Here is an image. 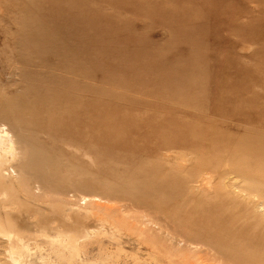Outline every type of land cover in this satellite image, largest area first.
<instances>
[{"label":"rangeland","instance_id":"374dc122","mask_svg":"<svg viewBox=\"0 0 264 264\" xmlns=\"http://www.w3.org/2000/svg\"><path fill=\"white\" fill-rule=\"evenodd\" d=\"M0 264H264V0H0Z\"/></svg>","mask_w":264,"mask_h":264},{"label":"bare ground","instance_id":"6f19581e","mask_svg":"<svg viewBox=\"0 0 264 264\" xmlns=\"http://www.w3.org/2000/svg\"><path fill=\"white\" fill-rule=\"evenodd\" d=\"M2 142H3V143H7V140H6L4 137H2ZM81 206H82V205H81ZM109 209H112V208H109ZM119 220H120V219H119ZM120 221H121V222H120ZM120 221H117V222H120V224H122V226H123L124 224L122 223V221H124V220L122 219V220H120ZM111 222H112V221H111ZM117 222H112L113 226H114ZM117 224H118V223H117ZM117 224H116V226H114L115 229H116V227H118ZM120 224H118V225H120ZM127 225L129 226V224H127ZM130 225H131V224H130ZM124 226L126 227V225H124ZM125 227H124V228H125ZM132 227H133V225H131V228H130V229H132ZM135 227H136V226H135ZM138 227H139V226H138ZM140 227H141V226H140ZM133 228H134V227H133ZM146 228H147V227H146ZM119 229H120V228H119ZM130 229H129V231L132 232V230H130ZM122 230H123V229H122ZM127 230H128V229H127ZM127 230H126V231H127ZM133 230H134V229H133ZM136 230H137V228H136ZM138 230H139V229H138ZM138 230H137V231H138ZM140 230H141V229H140ZM140 230H139V232H138V236L141 234V232H142V234H143V232H144L143 230H142V231H140ZM123 231H124V230H123ZM92 232H93V230H92ZM134 232H135V230H134ZM134 232H132V233L135 234ZM97 233H98V231L96 230V231H95V234L93 235V237L96 236ZM100 233H101V232H100ZM100 233H99V234H100ZM129 233H130V232H129ZM136 235H137V233H136ZM97 236H98V235H97ZM99 236H100V235H99ZM94 238H95V237H94ZM136 238H137V237H136ZM92 239H93V238H92ZM147 239H148V238H147ZM140 243H141V242H140ZM203 261H204V260H203Z\"/></svg>","mask_w":264,"mask_h":264}]
</instances>
